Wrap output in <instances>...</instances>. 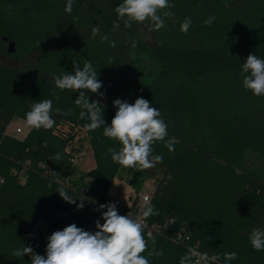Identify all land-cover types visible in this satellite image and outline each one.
I'll list each match as a JSON object with an SVG mask.
<instances>
[{
  "label": "trees",
  "instance_id": "1",
  "mask_svg": "<svg viewBox=\"0 0 264 264\" xmlns=\"http://www.w3.org/2000/svg\"><path fill=\"white\" fill-rule=\"evenodd\" d=\"M66 2L0 0L1 19L11 26L5 30L11 34H0V57L14 58L0 61V264H31L30 256L17 258L13 252L30 244L44 255L47 237L69 224L95 232V222L103 223L94 206L107 202L122 166L108 152L119 143L104 137L102 128L87 132L95 166L76 181L77 187L86 186L88 203L78 210L65 202L58 189L76 201L79 194L54 181L76 172L66 149L72 135L58 134V126L83 127L88 121L74 103L78 93L55 88L53 77L73 71V63L82 68L85 61L102 81L103 97L87 95L100 102L106 124L115 115V99L134 103L143 97L160 110L168 136L178 141L174 152L156 143L154 154L163 162L137 169L130 180L137 195L146 182L155 185L149 204L158 215L145 220L162 227L153 234L154 246L148 240V251L162 249L163 255L150 257V264H179L189 253L174 241L179 230L202 252L220 255V264L223 253L233 251L237 258L229 264H264V251L249 241L254 228H264V96L246 91L241 76L249 53L264 58V0H169L175 15L159 30L148 23L124 28L122 22L114 29L122 0H73L71 14L64 10ZM210 16L215 20L206 26ZM185 17L192 20L187 34L180 31ZM94 27L100 29L95 36ZM10 40L14 53L7 50ZM44 99L61 110L53 112V129L30 128L23 137L6 133L14 118L24 119L30 105ZM57 153L60 160L50 159ZM26 161L31 168L23 182L14 169ZM40 164L50 174H43ZM136 199L130 208L135 216ZM40 219L46 226L35 228ZM144 235L148 239L146 228Z\"/></svg>",
  "mask_w": 264,
  "mask_h": 264
},
{
  "label": "clouds",
  "instance_id": "2",
  "mask_svg": "<svg viewBox=\"0 0 264 264\" xmlns=\"http://www.w3.org/2000/svg\"><path fill=\"white\" fill-rule=\"evenodd\" d=\"M73 0H67L65 12L71 14ZM174 7L169 0H122L115 7L116 21L113 28L119 30L121 22L124 28L133 24L148 23L153 30L166 27V19L174 18L170 11ZM215 17L210 16L204 21L206 26H211ZM192 24L190 17H185L180 24V31L187 34ZM99 27L92 29L93 35L99 33ZM107 40V36L101 37ZM115 47V42H112ZM136 47L137 42L133 41ZM99 74L90 61H85L81 68L73 63V71H65L53 77L55 88L77 92L75 105L80 107V118L87 119L83 125L86 132L103 129V136L117 141L120 147L109 148L111 160L125 168L147 170L163 162V156L154 154V145L163 142L169 152H174V145L178 141L168 136V125L162 118L158 108L143 97H137L134 103L127 100L115 99V115L111 123L106 124L100 102L90 100L87 93L97 94L103 87ZM243 88L251 91L254 96H264V58L249 53L241 67ZM55 91V89H54ZM60 113V109H53V101L44 99L30 105V110L25 113L26 125L35 130H50L56 124L53 112ZM70 114V113H65ZM45 146H47L45 144ZM61 154L57 153L50 159L60 160ZM60 197L69 204H75L78 210L84 207L83 199L76 204V198L60 188L57 190ZM106 209V210H105ZM101 212V219L95 222L96 231H86L76 224H69L62 230L54 231L47 237L45 254L34 252L33 247L22 244L13 252L14 257H31V264H150V257L163 255V250L148 251V240L153 246L156 243L152 232L145 238V225L139 217L120 215L115 203L100 204L96 209ZM144 219L158 215V211L147 200L141 213ZM249 241L256 251H264V228H254L249 234ZM148 252L145 256L143 253ZM195 257V259H194ZM237 258L236 252L223 253V261L229 264ZM220 255H209L206 252L196 253L191 249L189 253L180 257L179 264H220Z\"/></svg>",
  "mask_w": 264,
  "mask_h": 264
},
{
  "label": "built area",
  "instance_id": "3",
  "mask_svg": "<svg viewBox=\"0 0 264 264\" xmlns=\"http://www.w3.org/2000/svg\"><path fill=\"white\" fill-rule=\"evenodd\" d=\"M29 130H30L29 127L27 129H24L22 126L14 125L11 122L8 124V126L6 128V133L12 134L15 136H19L21 134L23 136H25ZM67 152H68V160H69L70 164L76 169V172L72 175H62L61 177H54V181L64 185L65 187H67L69 189L76 191L79 194L78 201H76V202L79 204V203H81V199H83V203L85 205L90 200L87 197V195L85 194L86 186L81 185V186L77 187L76 181L79 179L81 172L84 171L82 165L85 161V158H86V155L88 152L86 149H84L82 147L67 149ZM30 168H31L30 161H26V162L22 163V167L20 170L14 169V172L19 175L18 176L19 180L24 182L28 177V171L27 170H29ZM40 168H42L43 174H45V175L50 174V169L46 168L44 164H40ZM3 182H4V177H2L0 175V184ZM152 194H153V189L149 188L146 192H143L141 194V196H140L141 200L136 199L134 207L136 208V210L138 212L137 216H135L133 210L130 209L134 202L125 206L123 209H120V206L122 204L121 200L115 199L114 201H112V203L116 204L120 215L128 214V215H131L134 217H139L141 219L142 223H144L145 228H146V237H147V233L149 231H151L152 234H154L155 232H159L161 230V227H162L161 225H154V224L149 225L148 222L141 215L142 210L145 207L146 200L149 203L151 198H152ZM106 203H109V202L107 201ZM106 203H96V206H94V207H95V209H98L100 204H106ZM97 213L99 215H101L100 211H97ZM34 237H35V235H34ZM174 241L177 244L187 248L188 250L191 249L193 252L203 253L198 248L197 244H193L191 242L190 235L185 233V231H183V230H179L177 232L176 236L174 237ZM194 259H195V257H194Z\"/></svg>",
  "mask_w": 264,
  "mask_h": 264
},
{
  "label": "rangeland",
  "instance_id": "4",
  "mask_svg": "<svg viewBox=\"0 0 264 264\" xmlns=\"http://www.w3.org/2000/svg\"><path fill=\"white\" fill-rule=\"evenodd\" d=\"M11 26L8 22L5 20L1 19L0 16V34L1 33H8L5 30L10 31ZM10 33V32H9ZM8 33V34H9ZM11 34V33H10ZM147 39L149 41L153 40V37L151 34H147ZM36 54L30 55V58H35ZM1 62H6L10 63L14 61L13 57H0ZM12 123L14 125H19L22 126L24 129H27L28 126L26 125L25 119L22 118H14L12 120ZM73 127L72 131L71 128ZM58 134H63L67 132L71 133V137L68 141V144L66 146V149H71V148H78L82 147L87 150V155L85 158V161L82 165L84 171H89L95 166V157H94V151L91 145V142L89 140V137L87 135V132L84 130L83 127L74 125L73 123L70 122H63L60 124L56 130ZM23 135H19V137H22ZM137 169H129L125 167H121L119 174L116 176L114 179L113 183L111 184L108 192H107V201L112 202L115 199L121 200L122 204L120 206V209H123L125 206L131 204L137 197L138 200L140 199V196L143 192H146L149 188L154 189L155 185L153 181L146 182L145 185L143 186L141 192L137 195L136 191L132 187L130 180L136 173ZM46 226V222L42 219L38 220L37 223L35 224V228H44Z\"/></svg>",
  "mask_w": 264,
  "mask_h": 264
},
{
  "label": "water",
  "instance_id": "5",
  "mask_svg": "<svg viewBox=\"0 0 264 264\" xmlns=\"http://www.w3.org/2000/svg\"><path fill=\"white\" fill-rule=\"evenodd\" d=\"M5 39H8V37H5ZM7 50L9 53H14L16 50V43L13 40H10L8 43Z\"/></svg>",
  "mask_w": 264,
  "mask_h": 264
}]
</instances>
